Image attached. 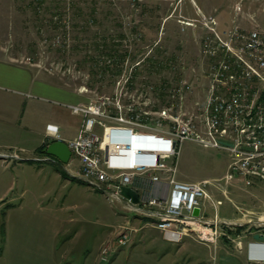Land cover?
<instances>
[{"label": "rangeland", "instance_id": "374dc122", "mask_svg": "<svg viewBox=\"0 0 264 264\" xmlns=\"http://www.w3.org/2000/svg\"><path fill=\"white\" fill-rule=\"evenodd\" d=\"M39 1L0 0V60L30 68L71 112L70 106L101 107L106 116L99 119L107 127L167 130L181 121L199 124L209 94L215 61L209 51L216 47V34L227 39L231 31L264 29V0ZM111 49L117 50L113 58L108 57ZM95 61L103 69L115 61L117 68L100 73ZM9 69L0 61V70ZM95 130L102 135L104 126ZM5 153L14 156L0 155V264H159L151 256L160 255V244L146 243L140 250L143 245L130 239L127 246H112L119 251L116 256L114 251L103 253L115 239L106 238L108 234L120 230L115 220L124 222L114 214L123 205L72 180L69 172H76L77 161L61 163L43 156L42 149L35 156L18 149ZM229 163L224 150L192 139L181 144L178 170L186 181L208 180L209 189L224 186L221 177ZM226 189V196L213 191L221 201L220 217L237 221L224 227L234 238L254 230L264 213V182ZM239 209L256 215L246 211L243 218ZM223 236L220 240L230 241ZM169 246V256L178 259L177 247Z\"/></svg>", "mask_w": 264, "mask_h": 264}, {"label": "built area", "instance_id": "2783aa9c", "mask_svg": "<svg viewBox=\"0 0 264 264\" xmlns=\"http://www.w3.org/2000/svg\"><path fill=\"white\" fill-rule=\"evenodd\" d=\"M216 35V47L209 51L215 59L210 67L209 94L199 124L181 121L177 128L167 130L149 125L107 127L99 119L106 116L101 107L70 106L74 114L82 117V123L78 135L66 142L72 152L68 165L77 160L78 179L110 195V200L122 202L124 209L132 214L146 212L151 224L171 242L191 238L215 245L224 234L242 251L247 233L234 238L225 234L224 227L236 225L237 221L219 216L221 201L209 193V182L189 183L177 178L181 144L192 139L204 147L229 154V168L221 179L225 185H219L225 196L226 186L239 184L248 188L264 182V29L255 28L246 33L231 31L227 39ZM164 115L167 116L166 111ZM120 120L124 121L122 117ZM98 125L104 126L102 135L95 130ZM47 132L55 140H61L57 126L48 125ZM0 155L4 159L14 156L5 152ZM160 179L166 181L169 189L159 186L158 194L146 193V182ZM123 187L135 190L139 202L124 198ZM207 203L213 210L211 216ZM239 211L243 218L248 216L242 209ZM255 226L258 231L253 235L264 236V213ZM119 228L114 243L104 249L105 255L114 248L127 246L136 231L131 222L120 224ZM105 255L103 260L107 258Z\"/></svg>", "mask_w": 264, "mask_h": 264}, {"label": "crops", "instance_id": "0c3cea01", "mask_svg": "<svg viewBox=\"0 0 264 264\" xmlns=\"http://www.w3.org/2000/svg\"><path fill=\"white\" fill-rule=\"evenodd\" d=\"M0 61L9 65L11 68L7 71L0 70V153L18 149L19 151H23L24 153H28L32 156L37 155L36 153H38L41 147H43L45 144L48 145L50 141L55 140L54 137L48 135V125H54L58 127L61 140L67 142L74 139L79 133L82 117L80 115L73 114L64 104H60L57 91L51 89L52 87L50 86L43 85L41 79H39L35 72H33L30 68L17 65L10 61ZM37 84H39V86H37ZM29 95H37L41 97V99H46V101L50 100V102L59 103L67 111L55 107L54 105H49L48 103L43 104L34 101L32 99L33 97H30ZM67 112H69L71 119L67 118L69 116H67ZM71 128L74 129V133H71ZM42 154L43 156H47V154L43 151ZM43 159H45V157ZM178 164V180L195 183L186 181L180 177ZM78 170L79 162L76 172L70 171L69 176L72 180L82 183V181L76 177ZM223 177H221V179ZM66 179L68 178L66 177ZM163 180L164 179L146 182V193L151 192L153 194H158L157 187L159 186L165 187V189L168 190L169 185ZM136 186L139 189V184L136 183ZM213 187V189H209L208 186L209 193L214 199L217 200L219 198L216 197L213 190L221 192L222 194L223 192L219 188L220 186ZM72 188L73 186L71 189ZM138 191L140 194L143 193L141 189ZM121 205H123V210L121 212L129 214L130 212L124 209V204L122 203ZM210 208L211 207L209 205L208 211L209 215L211 216L213 210ZM85 209H88V207L86 206ZM243 211H248L249 213L255 214L252 210L243 209ZM121 212L115 209L114 214L116 215V218L123 219V224L131 222L132 226L136 229V231L132 233L131 244L134 245L141 243L139 245H143V247L136 246V249L139 247L140 250H142L146 247V243L152 244L153 247L159 246L160 244L162 247L160 255H157V257L154 256L156 257L155 259L153 256H151L152 258L147 257L148 260L151 258V261L153 262H158L159 264H263L264 240L262 241L254 239L253 234L258 231L256 226L254 230L248 231L245 238L243 239V249L242 251H238L234 244L226 239L220 240L215 245L200 243L191 238L186 240L184 239L180 243H174L167 240L164 237L163 232L156 229L151 224L150 219L135 216V214H133L132 217H129V215H124ZM115 222L118 223L117 226L121 224L117 220H115ZM115 229L116 228H114V230ZM114 230L110 232L106 238L109 237L112 239L113 236H116V232ZM112 243H114V241H111L109 245H112ZM169 243H172L177 247V250L174 252V254L179 257L178 259H176V257L169 256L170 254H173L170 251L171 248ZM112 251H114L112 252L114 254L115 249ZM118 253L119 251L115 253V256Z\"/></svg>", "mask_w": 264, "mask_h": 264}, {"label": "water", "instance_id": "95a60500", "mask_svg": "<svg viewBox=\"0 0 264 264\" xmlns=\"http://www.w3.org/2000/svg\"><path fill=\"white\" fill-rule=\"evenodd\" d=\"M44 152L64 164H68L72 156L71 150L69 149L66 142L63 140L51 141L44 149ZM0 158L3 157L0 156ZM121 194L124 198L130 199L133 203L139 202V194L131 187H123L121 190ZM198 213L199 210L196 209L195 214L197 215ZM254 239L263 241L264 236L256 234L254 235Z\"/></svg>", "mask_w": 264, "mask_h": 264}, {"label": "trees", "instance_id": "16d2710c", "mask_svg": "<svg viewBox=\"0 0 264 264\" xmlns=\"http://www.w3.org/2000/svg\"><path fill=\"white\" fill-rule=\"evenodd\" d=\"M39 3L41 4V5H44L45 4V1L44 0H40L39 1ZM93 11L92 12H96L95 11V8L94 9H92ZM98 47H100V45L98 46ZM99 49L100 48H97L96 49V51L97 52H99ZM110 52H111V56H108V57H110V58H113L114 56H116V53H117V50H115V49H111L110 50ZM102 62V61H101ZM109 62H111L112 63V61H109ZM111 63H109V64H111ZM94 65L96 66L97 65V69H99L98 71H100V73L101 72H105V71H115V68H117V65L115 64V61L112 63V65H110L109 67H107L106 69L104 68H102L101 67V65L99 64V62H97V61H95V63H94ZM104 67V66H103ZM46 146H47V144H45L41 149H42V151L44 152V149L46 148Z\"/></svg>", "mask_w": 264, "mask_h": 264}, {"label": "bare ground", "instance_id": "6f19581e", "mask_svg": "<svg viewBox=\"0 0 264 264\" xmlns=\"http://www.w3.org/2000/svg\"><path fill=\"white\" fill-rule=\"evenodd\" d=\"M88 184V182H85ZM95 189V188H94ZM110 196V195H108ZM138 214V216H141V217H144V218H147V219H150L151 220V217L148 216V214H146V212H136Z\"/></svg>", "mask_w": 264, "mask_h": 264}]
</instances>
